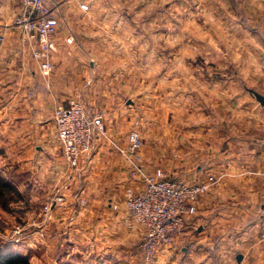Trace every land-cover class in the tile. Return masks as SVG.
Masks as SVG:
<instances>
[{
  "label": "crops",
  "instance_id": "obj_1",
  "mask_svg": "<svg viewBox=\"0 0 264 264\" xmlns=\"http://www.w3.org/2000/svg\"><path fill=\"white\" fill-rule=\"evenodd\" d=\"M52 1L60 5L59 24L57 50L51 55L54 68L46 79L10 26L19 1L0 0V156L7 155L14 166L22 160L32 176L30 186L39 182L56 189L68 182L66 202L53 218L69 234L60 239V248L68 245L64 250L82 259L89 254L96 264H117L121 255L113 252L122 254L128 247L136 252L142 233L125 208L124 189L142 191L143 185L125 158L103 142L80 161L77 171L66 163L54 138V107L75 99L88 111L101 113L107 125V99L101 98L106 90L85 84L94 65L80 44L87 39L82 34L89 25L85 16L93 10L91 0ZM199 1L189 7L201 13L199 35L190 31L185 43L190 55L193 45L209 64L200 73L190 72L201 77V92L213 94L204 98L218 112L210 119L200 115L199 128L183 136L187 149L169 147L165 153L154 143L147 148L139 134V154L148 170L161 168L171 178L210 185L183 235L160 247L153 264H264V103L254 94L264 99L256 82L264 71L253 66L264 53V0ZM197 21L191 16L190 28ZM69 36L71 43L66 42ZM241 59L248 68L240 66Z\"/></svg>",
  "mask_w": 264,
  "mask_h": 264
},
{
  "label": "rangeland",
  "instance_id": "obj_2",
  "mask_svg": "<svg viewBox=\"0 0 264 264\" xmlns=\"http://www.w3.org/2000/svg\"><path fill=\"white\" fill-rule=\"evenodd\" d=\"M198 1H90L93 10L85 14L89 25L82 34L87 39L80 45L94 66L85 84L107 91L101 97L107 99L105 125L116 141L123 143L130 131H137L147 148L154 143L165 153L169 147L183 151L189 143L183 136L190 129L199 128L200 115L207 114L210 119L218 112L204 98H213V94L205 89L201 92V77L190 72V68L200 73L201 68L209 67L199 52L195 54L193 45L191 56L189 44L185 43L190 31L193 33L195 29L199 35L201 13L189 11L190 4ZM191 16L192 20L197 17L196 27L193 23V27L189 26ZM245 60L241 59L239 64L246 69ZM253 66L264 71V53ZM220 69H226V64L220 65ZM256 82L264 90V75L257 76ZM11 161L7 155L0 156V175L12 186L0 196V254L18 251L31 264H96L89 254H83L82 259L71 250H64L68 245L60 248V239L69 238V234L61 232L53 220L56 212L47 223L40 215L42 205L54 189L41 187L39 182L30 186L32 176L25 172L22 160L21 166L17 163L14 166ZM166 173L170 172L166 170ZM35 177L39 181L40 176ZM139 241L134 246L136 252H130L132 247L122 254L113 252L121 255V259L115 258L117 264H134L136 259L147 264L138 251Z\"/></svg>",
  "mask_w": 264,
  "mask_h": 264
},
{
  "label": "built area",
  "instance_id": "obj_3",
  "mask_svg": "<svg viewBox=\"0 0 264 264\" xmlns=\"http://www.w3.org/2000/svg\"><path fill=\"white\" fill-rule=\"evenodd\" d=\"M18 1V11L10 26L16 31L21 46L38 63L40 74L47 79L54 68L51 55L57 50L60 5L52 0ZM81 8L87 9V6L81 4ZM72 41V36L66 38L67 43ZM52 120L54 138L61 144L66 163L73 171H77L80 161L103 142L120 153L130 171L138 176L142 191L126 186L123 198L127 212L142 229L138 251L145 263L151 264L160 247L183 235L210 183H189L171 178L161 168L148 170L139 154L142 140L138 132L130 131L126 144L116 141L109 134L103 115L89 112L75 99L69 100L67 105H56ZM261 174L264 176V172ZM69 189V183L65 182L47 196L40 209L44 222H49L64 206Z\"/></svg>",
  "mask_w": 264,
  "mask_h": 264
},
{
  "label": "trees",
  "instance_id": "obj_4",
  "mask_svg": "<svg viewBox=\"0 0 264 264\" xmlns=\"http://www.w3.org/2000/svg\"><path fill=\"white\" fill-rule=\"evenodd\" d=\"M12 186L0 175V196ZM0 264H31L28 259L18 251H8L0 254Z\"/></svg>",
  "mask_w": 264,
  "mask_h": 264
},
{
  "label": "water",
  "instance_id": "obj_5",
  "mask_svg": "<svg viewBox=\"0 0 264 264\" xmlns=\"http://www.w3.org/2000/svg\"><path fill=\"white\" fill-rule=\"evenodd\" d=\"M255 94V97H256V99L260 102V103H264V99H263V97L262 96H260L259 94H257V93H254Z\"/></svg>",
  "mask_w": 264,
  "mask_h": 264
}]
</instances>
